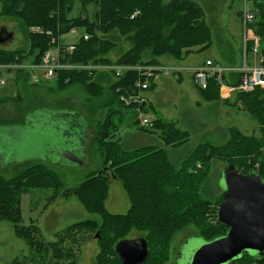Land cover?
<instances>
[{"label":"trees","instance_id":"16d2710c","mask_svg":"<svg viewBox=\"0 0 264 264\" xmlns=\"http://www.w3.org/2000/svg\"><path fill=\"white\" fill-rule=\"evenodd\" d=\"M0 1L2 7L0 13L18 17L25 31L30 33L28 52L24 53L23 48L9 49L0 46V63L22 61L29 51L33 50H36L34 60H40L44 51L52 46L50 39L68 32L71 27L81 28L89 34V37L76 40L75 49L71 53H66L64 57L66 62L159 63L156 59L158 53H167L174 58L181 59L193 51L188 50V46L185 47L186 50H183V46L195 43L189 33L201 25L202 17L201 8L195 0H175L167 5H164L161 0H79L82 8L89 3L96 6L92 19L81 17L80 14L71 16L76 0ZM251 2L257 10L252 27L260 40L258 57L262 59L261 64L264 65V0H251ZM136 10L137 14L131 17ZM238 12L240 15V11ZM32 26L42 31H31ZM201 28L205 27L201 26ZM47 30L51 33L50 35L46 33ZM115 33L118 38L121 35L129 41L130 46L122 50L113 60L108 56V52L116 45ZM180 40L184 43L181 47L175 48ZM163 44L166 45L165 48L162 47ZM207 47L206 44L197 50L201 51ZM145 50H149L151 58H142ZM22 77L27 80L25 71H22ZM135 79L134 72H127L124 77L115 79L107 71L72 69L59 70L55 78L59 85L76 84L90 95L104 96V103L101 106L104 108V116L96 122L93 144L101 158L102 167H106L114 177L119 178L128 193L129 206L126 212L119 214L109 212L104 204L108 195L109 180L107 173L102 171V167L89 173L72 191L85 210L95 213L102 212L106 218L117 222L116 227L107 228V237L103 238L102 230H100V236H97L99 251L95 264H121L114 249L116 244L114 239L125 236L126 232L132 228L141 230L139 236L144 237L147 243L148 253L140 264H161L163 262V258L158 257L157 261L147 263V258L157 249L162 251L168 249L171 232L178 230L187 220L189 208L190 210L195 208L204 218L200 208L211 201V197H206L202 201L195 198L193 201L196 205L189 204L192 201L189 194L194 189V178H200L205 174L198 170L200 167H196L197 161L208 164L214 156H218L217 158L225 159L226 163L236 165L242 172L247 173L253 170L264 179V87H256L249 92L233 91V94L239 93L240 96L254 98L251 104L262 107L259 110L263 115L258 119L260 123L258 131L260 130L261 133L259 139L242 137L241 133L235 129L231 132L229 129V137V133L220 128L219 135L217 129L215 130L217 134L215 137L222 139L223 143L214 144L202 140L180 154L181 148L189 143L187 142L188 131L180 130L172 123L163 121L152 123L151 120L146 128L138 126L140 131H158L166 144L177 146L167 154L161 147L148 145L152 143L145 141L141 135L134 133L126 135L131 145H126L124 141L121 142L118 138H114L128 110L134 107L124 105L118 99L114 88L115 86L121 88L132 86ZM223 80L228 86H236L239 82V73L229 72L223 76ZM200 90L220 92L219 85L213 78L209 79L205 89ZM143 108L144 105L141 104V109ZM188 122V126L193 131L190 130L197 131L199 126H193L192 119ZM193 136L199 137L194 134ZM190 161L191 166L185 165ZM38 166L41 171H35ZM194 169L199 172L197 173ZM40 178L56 181L54 184L57 189L55 197L59 194H67L64 192H70L60 191L62 183L58 181L59 176L42 165L30 164L10 179L0 176V220L11 221L17 234L28 244L27 254L13 258L8 264H75V248L78 244L79 230L85 226L95 225V221L87 219L72 223L57 231L54 240L47 241L39 232L38 225L32 222L23 225L20 195L25 189L35 186ZM212 216L216 220L215 213ZM101 223L100 229L104 227L105 220ZM146 224L154 226L145 227ZM207 224L222 229V232L214 237L226 231V227L217 221L212 225ZM206 232H208L207 229H202L198 235L204 240L214 238L211 234L206 235ZM155 233L156 235L153 236ZM227 264H264V257L244 252L239 258Z\"/></svg>","mask_w":264,"mask_h":264},{"label":"rangeland","instance_id":"374dc122","mask_svg":"<svg viewBox=\"0 0 264 264\" xmlns=\"http://www.w3.org/2000/svg\"><path fill=\"white\" fill-rule=\"evenodd\" d=\"M173 1L175 0H161L164 5ZM197 3L202 11L201 25L189 33L190 37L194 38L195 43L183 46V50L188 46V50L192 49L193 51L187 53L181 59H178V57L174 58V56L167 53H158L156 59L159 63L183 68L186 67V65L182 64L184 59V62L191 63L202 60L206 56H211L222 64H243L244 54L239 49L242 29L240 16L238 15V11L242 7V0H197ZM1 8L0 1V11ZM95 10L96 6L93 3L86 4L82 8L79 0H76L71 16L80 14L81 17L92 19ZM1 26L12 32V38L8 42L0 44V46L9 49L23 48L24 53H27L29 47L28 35L30 33L25 31L21 20L14 15L9 16L0 13ZM201 26L205 28H201ZM65 33L61 34L63 43L76 39L72 35ZM114 35H116L114 36L116 45L108 52V56L112 59H115L122 50L130 46L129 41L124 37L120 35V38H118L116 33ZM183 43L180 40L175 48L181 47ZM206 44L208 45L206 49L197 50ZM162 47L165 48L166 45L163 44ZM35 53L36 50L29 51L26 58L22 61H17V63L25 65V63L35 61ZM51 53L52 57H54V46L51 49ZM255 54L251 50L247 52L245 55L247 64H253L254 61L257 64L259 54ZM142 58H151L149 50H145ZM22 71L24 70H10L6 74L5 83L0 86V97H3L0 98V124L17 125L25 118L27 120L24 125L16 128L5 130L0 128V137L2 138L0 139V176L4 179L13 178L30 164L34 166L42 165L58 175V181L62 183L60 191L68 190L70 192H64L67 194H59L55 197L57 189L54 184H56V181L47 178L38 179L35 186L25 189L20 195L21 223L28 225L32 222L40 226L39 232H43L42 237L47 241L56 238L55 234H52L54 229L61 230L72 223L87 219L95 221V225L85 226L79 230L78 244L75 248L76 260L83 258L82 264H88L85 256L94 248L89 244V246H86L87 241H93L96 244L98 253L99 246L96 233H100V230H102L103 238L107 237V228L111 229L116 227L115 225L117 224V222L106 218L102 212L95 213L83 210L85 209L83 204L72 193L74 188L89 173L102 167L101 158L95 150L96 146L93 144V133L96 122L100 121L104 116V108L101 107L104 103V96L90 95L89 92L83 91L76 84L69 86L59 85L55 78L33 85L23 79ZM190 73V71L182 69L162 74L165 77V81L162 83L163 89L161 93L156 94L154 100L157 103L154 102L152 104L155 106L153 109L156 111L151 110L149 113L144 108L140 111L130 108L127 113V119L134 118L133 120L135 121L136 117L149 114V116L152 115V117L150 116L152 123L153 121L155 123L156 121L170 122L175 128L183 130L174 119L175 114L176 116L183 114L192 119L195 127L212 125L213 122H217L225 129H228L229 137L232 129L238 130L242 137L257 139L261 137L260 130L258 131L260 129L258 119L263 115L259 110L262 107L251 104L254 98L240 96L239 93H232L229 96L225 92L220 94L219 92H213V90L202 91L196 85H192ZM19 74L21 75L18 76ZM177 83L178 89L174 85ZM41 109L43 111L49 109L56 112L39 111L30 113ZM59 110H76L81 114L75 117L67 116L58 112ZM81 115L88 123L84 153L78 142V134L83 118ZM130 124L133 125V123ZM191 130L193 131L192 128ZM191 130L190 132L192 133ZM150 131L155 132L161 140L160 144L156 146L164 149L167 154L172 148L177 147L169 143L166 144L158 131ZM123 132L124 130L119 127L114 138H118L122 142L124 138ZM188 140L189 143L181 148L180 154L202 140H206L203 142L214 144L224 142L222 139L216 138L215 135L212 137L208 135L203 137L192 136ZM66 150L73 151L76 154H83L85 156L83 164L74 163L64 157L63 153ZM217 157L214 156L208 164H202L201 161L196 162V167H200L198 170L205 174L200 178H194V189L189 194L192 201L195 198L202 201L206 197H211V201L200 208L203 211L204 218L198 214L195 208L191 210L189 208L187 220L178 230L171 232L168 249L165 251L157 249L155 253L151 252L147 258V263H153L158 260V257H162L163 262L161 261V264H188L193 251L203 241V238L198 235L200 230L207 229L206 235L211 234L213 237L222 232V229L207 224H215L216 220H214L212 214L215 213L216 207L222 199L223 182L221 177L224 168L229 164L226 163L225 159ZM185 165L191 166L192 163L190 161ZM198 170L194 169L197 173L199 172ZM35 171H41L40 166L36 167ZM102 171L107 173L109 180L108 195L105 199L106 203H104L105 208H108L107 210L111 213H125L129 205L127 191L122 186L120 179L114 177L110 170L102 167ZM70 200H75L80 205L81 210L72 209L68 206ZM192 201L189 204L193 203V206H195V202ZM117 205H120V208L115 209ZM102 220H105V225L100 229ZM147 225L149 228L154 226L146 224L145 227ZM17 233L11 221L0 220V251L8 248L7 251H4L6 258L20 257L28 252V244ZM139 234H141V230L138 231L132 228L126 232L125 236H120V239L115 238L114 241L116 243L122 237H138ZM155 235L156 233L153 236ZM5 262L3 263L0 259V264H8V261Z\"/></svg>","mask_w":264,"mask_h":264},{"label":"built area","instance_id":"2783aa9c","mask_svg":"<svg viewBox=\"0 0 264 264\" xmlns=\"http://www.w3.org/2000/svg\"><path fill=\"white\" fill-rule=\"evenodd\" d=\"M256 8L253 6L251 0H242V7L240 9L241 22V50L244 54V61L241 65L222 64L219 61L207 58L202 63L192 67H173L162 63H75L66 62L64 57L66 53H71L75 49V42L79 38L88 39L89 34L78 27H71L65 34L72 35L73 41L63 43L62 36L52 37L50 39L52 46L49 47L42 54L40 60L32 61L24 64L17 62L0 63V86L5 83L6 74L10 70L22 69L26 72L27 82L36 84L45 80H50L57 77V72L62 69L72 70H101L112 74V77L118 79L124 77L127 72H134L136 79L132 86L121 88L115 86L114 92L118 99L124 104L134 106L137 111L141 110V104L144 105V91L148 90L157 75L168 74L173 70H189L196 87L205 89L208 85L209 79L213 78L219 85V88L229 90H238L242 92H249L256 87H264V65L261 64V58L258 57V64L249 65L246 63L245 55L249 49L253 53H258L260 40L252 27ZM137 10L131 15L137 14ZM31 31L41 32L38 27H30ZM47 34H51L48 30ZM64 34V35H65ZM55 47L54 57H52L51 49ZM250 47V48H249ZM229 72L239 73V82L236 86H228L223 80V76ZM151 120L147 115L138 116L135 121L138 126L146 128L150 125Z\"/></svg>","mask_w":264,"mask_h":264},{"label":"water","instance_id":"95a60500","mask_svg":"<svg viewBox=\"0 0 264 264\" xmlns=\"http://www.w3.org/2000/svg\"><path fill=\"white\" fill-rule=\"evenodd\" d=\"M11 38L12 32L1 26L0 44L8 42ZM45 110L47 111L41 109L30 113L56 112ZM58 112L73 117L81 114L76 110ZM26 121L25 118L21 125L0 124V128H16L24 125ZM81 121L78 142L84 153L88 123L84 117ZM80 154L67 150L63 153L64 157L74 163L83 164L85 156ZM221 178L222 199L216 207L215 217L218 223L226 227V231L212 239H203L193 251L188 264H227L244 252L264 257V179L253 170L243 173L232 163L226 165ZM96 235L99 236V232ZM114 249L121 264H140L148 253L146 240L142 236L121 239L116 242Z\"/></svg>","mask_w":264,"mask_h":264},{"label":"crops","instance_id":"0c3cea01","mask_svg":"<svg viewBox=\"0 0 264 264\" xmlns=\"http://www.w3.org/2000/svg\"><path fill=\"white\" fill-rule=\"evenodd\" d=\"M239 49L241 50V38H240V45H239ZM255 54V53H254ZM256 55V54H255ZM207 58H210V59H213V60H215V58L214 57H211V56H206L204 59H202V60H199V61H197V62H184V60L182 61V64H184V65H186V67H192V66H195V65H198V64H200V63H202L205 59H207ZM114 60V59H113ZM257 64H258V58H257ZM233 65H236V64H233ZM250 65H256V63H255V61H254V63L253 64H250ZM189 71V70H188ZM13 78V77H12ZM164 75H162V74H160V75H157V77L153 80V82H152V84H151V86H150V88L148 89V90H146V91H144V109H145V111H149V113H150V111L152 110V111H156V110H154L153 108L155 107V106H153L152 104H154V102L155 103H157L154 99L156 98V94L157 93H161V91H162V89H163V82L165 81L164 80ZM190 80H191V83H192V85L193 86H195V84H194V81H193V78H192V74L190 73ZM26 81V80H25ZM27 82V81H26ZM175 85V88L176 89H178V83L177 84H174ZM226 93V95H232V93H233V91L232 90H229V89H225V88H220V94H222V93ZM147 116L150 118V119H152L151 117H152V115H150L149 116V114H147ZM134 119V118H133ZM133 119H127V116H126V118H125V120H124V122L121 124V126H120V128L122 129V130H124V132H123V135H124V138L122 139V142L124 141L125 143H126V145L128 144V145H131V141H129L127 138H126V135H129V134H136V135H138V136H140L141 135V137H144V140L145 141H147V142H150V143H152V144H148V145H154V146H156V145H158V144H160V142H161V140H160V138H158L157 137V134L155 133V132H153V131H150V130H148V131H146V130H142V131H140L139 129H138V125H137V123L133 120ZM174 119L179 123V127L181 128V129H183V130H186V131H188L189 132V137L191 138L192 136H193V134L194 135H197V136H205V135H208L209 137H211V136H214V135H219L220 134V132H221V130H220V128L222 129V130H225L226 132L228 131V129H225L224 127H222L221 125H219L217 122H213V124L212 125H206V126H202V125H200L196 130L197 131H194V132H190V126H188L189 124V119L190 118H188V117H186L185 115H181V116H176V114H175V117H174ZM130 123H133V125H135V126H133V125H131ZM180 123H182V125H180ZM134 128V129H133ZM217 129V134H216V132H214V130H216ZM122 135V136H123ZM189 141V140H188ZM187 141V142H188ZM175 148H172L171 150H174ZM170 150V151H171ZM69 205L68 206H70L72 209H80V205L75 201V200H70L69 202ZM106 203V202H105ZM129 206V205H128ZM128 206H127V208H128ZM118 208H120V205H117V207L115 208V209H118ZM106 209H108V208H106ZM81 210V209H80ZM83 210H85V209H83ZM84 212H86V211H84ZM39 228H40V226H39ZM42 231V230H41ZM57 231H59V229H57V230H53L52 231V234L54 233H56ZM43 233V232H42ZM41 233V234H42ZM87 245L86 246H89V245H92V247L94 248L90 253H88V254H86V260H87V262H88V264H95V257H96V254H97V251H96V244L93 242V241H87V243H86ZM89 244V245H88ZM16 246V245H15ZM17 247V246H16ZM8 250V248H6V249H3V250H1L0 251V259H1V261L4 263L5 261H8L7 263H9L13 258H6V256L4 255V251H7ZM82 260H83V258H78L77 260H76V262H75V264H82ZM6 263V262H5Z\"/></svg>","mask_w":264,"mask_h":264}]
</instances>
